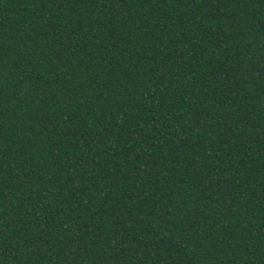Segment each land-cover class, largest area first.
Here are the masks:
<instances>
[{
  "label": "trees",
  "instance_id": "obj_1",
  "mask_svg": "<svg viewBox=\"0 0 264 264\" xmlns=\"http://www.w3.org/2000/svg\"><path fill=\"white\" fill-rule=\"evenodd\" d=\"M0 264H264V0H0Z\"/></svg>",
  "mask_w": 264,
  "mask_h": 264
}]
</instances>
